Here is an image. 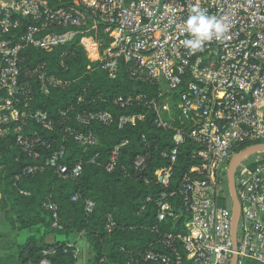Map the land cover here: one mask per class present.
I'll return each mask as SVG.
<instances>
[{"label":"built area","instance_id":"built-area-1","mask_svg":"<svg viewBox=\"0 0 264 264\" xmlns=\"http://www.w3.org/2000/svg\"><path fill=\"white\" fill-rule=\"evenodd\" d=\"M197 2L222 18L229 31L222 42L214 39L203 52L189 55L181 43L187 38L184 20ZM76 41L109 78L115 79L120 62H125L132 80L157 89L149 102L144 95L114 102L122 109L145 105L156 113V128L174 131L173 147L164 154L169 163L155 171L158 185L170 187L181 147L188 139L196 145L192 155L199 163L183 177L179 190L190 216L187 233L179 236L187 258L194 264H232L235 257V264H264V152L246 157L235 171L240 205L236 250L234 202L227 179L235 155L264 145V0H58L55 6L50 0H0V137L16 135L18 146L34 159H39L36 147L53 148L39 134L24 137L29 119L49 132L62 124L82 147L97 143L93 133L68 127L72 109L61 111L57 123L47 112L28 107L34 85L47 96L69 83L49 73L47 64L30 67L27 50L53 53ZM67 55L61 57L63 66ZM75 116L81 125L113 122L110 113ZM146 116L123 115L118 126H136ZM178 120L180 125H174ZM126 146L122 142L114 148L109 172ZM63 155V150L53 153L45 165L63 178H78L81 165L68 170L60 164ZM144 165L138 158L136 167ZM41 169L30 167L24 175ZM173 196L160 194L158 222L177 218L170 203ZM46 207L54 212L53 226L60 228L55 204ZM93 207L89 202L87 210ZM146 259L168 263L160 254L148 253Z\"/></svg>","mask_w":264,"mask_h":264},{"label":"trees","instance_id":"trees-1","mask_svg":"<svg viewBox=\"0 0 264 264\" xmlns=\"http://www.w3.org/2000/svg\"><path fill=\"white\" fill-rule=\"evenodd\" d=\"M50 1L54 6L58 3V0ZM26 53L31 58L30 67L47 64L49 73L69 83L47 96L41 95L34 85L29 109L47 112L57 123L61 111L72 109L68 127L93 133L97 143L82 147L62 124L58 123L56 130L49 132L31 119L24 137L39 134L53 148L48 151L36 147L39 159L21 150L16 135L0 137V230L12 232L15 240V250L0 253V264L43 261L77 264L79 238L89 248L87 264H164L147 261L148 253L165 256L167 264H194L179 240V236L187 233L190 219L179 190L183 177L199 163L192 155L196 145L188 139L181 147L171 185L162 188L156 183L155 171L169 163L164 154L173 147L174 131L156 128L153 124L156 113L145 105L122 109L114 102L118 97L139 95L148 96L149 102L157 96V89L149 83L132 80L125 62H120L116 78H109L106 71L88 59L77 41L53 53L32 49ZM63 53H68L64 66L61 65ZM80 112L110 113L113 122L81 125L75 116ZM134 114L147 116L136 126L120 129L119 118ZM174 125L179 126V120ZM122 142H127V146L120 153L117 167L109 172L112 152ZM62 150L61 165L68 170L81 165L78 178H63L57 170L45 165L53 153ZM140 157L145 165L137 168ZM30 167L42 169L24 175ZM163 192L174 193L170 203L177 218L158 222L156 202ZM218 201L222 205L223 199ZM89 202L94 204L91 211L87 210ZM50 203L57 208L60 228L53 226L54 212L46 207ZM245 264L260 263L246 261Z\"/></svg>","mask_w":264,"mask_h":264},{"label":"clouds","instance_id":"clouds-1","mask_svg":"<svg viewBox=\"0 0 264 264\" xmlns=\"http://www.w3.org/2000/svg\"><path fill=\"white\" fill-rule=\"evenodd\" d=\"M228 31V26L222 18L209 14L197 2L191 6L184 20L183 32L187 33V38L181 43L189 51V55H195L203 52L206 45L214 39L222 42Z\"/></svg>","mask_w":264,"mask_h":264},{"label":"water","instance_id":"water-1","mask_svg":"<svg viewBox=\"0 0 264 264\" xmlns=\"http://www.w3.org/2000/svg\"><path fill=\"white\" fill-rule=\"evenodd\" d=\"M264 152V145H256L253 147H250L249 149L235 155L230 163V168L227 173V179H228V185L230 188L231 196L234 202V211H233V228H232V236H233V245L234 250L237 248V226L239 222V214H240V205L237 197L236 187H235V171L239 163L245 159L246 157L254 154V153H261ZM237 261V257L234 258V261L232 264H235Z\"/></svg>","mask_w":264,"mask_h":264},{"label":"crops","instance_id":"crops-1","mask_svg":"<svg viewBox=\"0 0 264 264\" xmlns=\"http://www.w3.org/2000/svg\"><path fill=\"white\" fill-rule=\"evenodd\" d=\"M79 241L81 242L79 243ZM77 243L81 244L82 247H86V244H85L86 242L80 238L77 240L76 246H77ZM13 250H15V240H14V236L12 232L7 231V230H0V253L6 254ZM77 251L80 253V250L78 248H77Z\"/></svg>","mask_w":264,"mask_h":264},{"label":"rangeland","instance_id":"rangeland-1","mask_svg":"<svg viewBox=\"0 0 264 264\" xmlns=\"http://www.w3.org/2000/svg\"><path fill=\"white\" fill-rule=\"evenodd\" d=\"M80 242L81 241H79V243ZM79 243H77V246H76L80 250V258H79L78 264H87L88 260H89V248H88V245L85 243L86 247H82V245L79 244Z\"/></svg>","mask_w":264,"mask_h":264}]
</instances>
